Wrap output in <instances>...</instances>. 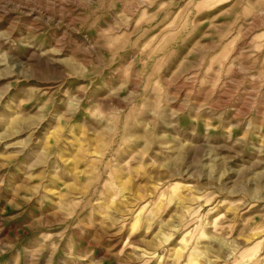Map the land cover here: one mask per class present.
I'll use <instances>...</instances> for the list:
<instances>
[{"label":"rangeland","instance_id":"1","mask_svg":"<svg viewBox=\"0 0 264 264\" xmlns=\"http://www.w3.org/2000/svg\"><path fill=\"white\" fill-rule=\"evenodd\" d=\"M0 264H264V0H0Z\"/></svg>","mask_w":264,"mask_h":264}]
</instances>
